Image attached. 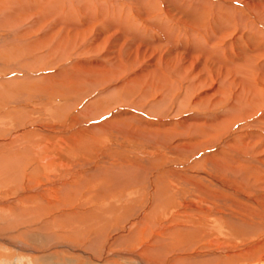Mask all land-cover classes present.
I'll return each mask as SVG.
<instances>
[{
    "label": "rangeland",
    "instance_id": "374dc122",
    "mask_svg": "<svg viewBox=\"0 0 264 264\" xmlns=\"http://www.w3.org/2000/svg\"><path fill=\"white\" fill-rule=\"evenodd\" d=\"M166 227L152 264H264V0H0V264H148Z\"/></svg>",
    "mask_w": 264,
    "mask_h": 264
},
{
    "label": "bare ground",
    "instance_id": "6f19581e",
    "mask_svg": "<svg viewBox=\"0 0 264 264\" xmlns=\"http://www.w3.org/2000/svg\"><path fill=\"white\" fill-rule=\"evenodd\" d=\"M15 5V4H14ZM7 12V11H6ZM132 15V14H131ZM166 16H168V15H166ZM165 17V16H164ZM164 17H162L163 19H164ZM169 17V16H168ZM171 17V16H170ZM66 18V17H65ZM63 19V18H62ZM125 21H127V20H125ZM210 22V21H209ZM126 23V22H125ZM132 24V23H131ZM186 24V23H185ZM126 25V24H125ZM129 25V24H128ZM211 25H213V24H211ZM124 26V25H123ZM167 26V25H166ZM218 26V25H217ZM134 27V26H133ZM132 27V28H133ZM178 27H180V26H178ZM178 27H176V28H178ZM188 27V26H187ZM199 27V26H198ZM208 29L210 30H208V29H206V30H196L197 31V35L200 37V38H202V37H207L208 36V32L210 33L211 32V34H210V37L208 36V39H209V41H206L207 43H211V42H216L217 40H218V38H217V35H221V32H220V30L221 29H219V30H216L215 28L214 29H212L211 30V28H210V25H208ZM129 29V28H128ZM137 28H135L134 30H136ZM218 29V28H217ZM44 30V29H43ZM140 30V29H139ZM139 30H137V31H139ZM167 30V29H166ZM184 31V30H183ZM187 32H184L183 34H184V36L186 37V38H190V36L188 35V33H193L194 32V29L192 30V27L190 28V26H189V28L186 30ZM128 32V31H127ZM141 32H144L143 30L141 31ZM180 33V32H179ZM141 34V33H140ZM172 34H175L174 32L172 33ZM143 35V34H142ZM165 35V34H164ZM191 35H194V34H191ZM183 36V35H182ZM197 36V37H198ZM196 37V36H195ZM196 37V38H197ZM214 37V38H213ZM122 38V37H121ZM195 39V38H194ZM194 39H192V40H194ZM220 39V38H219ZM135 40H137V39H135ZM134 40V41H135ZM198 42H200L199 40H198ZM70 43V42H69ZM58 45V44H57ZM194 45H197L196 44V42H195V44ZM210 45V44H209ZM211 45H212V43H211ZM211 45L209 46V47H211ZM83 46V45H82ZM198 46H201V45H197V47ZM62 47V46H61ZM203 47V48H202ZM201 48V52L203 53V54H211V52L213 51V49L212 48H208V45L205 47V45L204 46H202ZM57 48V47H56ZM83 48V47H82ZM245 48V47H244ZM52 49H54V48H52ZM197 49V48H196ZM81 50V49H80ZM215 50V49H214ZM79 52H82V50L81 51H79ZM85 52V51H84ZM83 52V53H84ZM99 53V52H98ZM125 53V52H124ZM139 53V52H138ZM137 53V54H138ZM213 53V52H212ZM86 54V53H85ZM84 54V55H85ZM128 53H125L124 54V57L127 55ZM129 54H130V56H129ZM127 56H128V58H127V61H124L123 62V60H122V58H120V57H123V55L122 54H120L118 57H116L117 59H116V61L115 62H113V60L111 59V58H109V61H108V63L109 64H113L112 66H113V69L114 68H117V69H114V70H117V71H119V70H121L123 67H125V62H129V60H131V58H129V57H131V53H129ZM137 54H136V57H137ZM79 55V54H78ZM78 55H76V56H78ZM219 55V52L218 53H216V55H215V57L217 58V56ZM103 57H105V59H106V56H103ZM115 57V56H114ZM205 57V56H204ZM39 58V57H38ZM133 58V57H132ZM219 58V57H218ZM78 59V58H77ZM206 59V58H205ZM74 60H75V58H74ZM112 60V61H111ZM122 60V61H121ZM217 60V59H216ZM133 61H135L134 59H133ZM53 62H54V60H53ZM79 63V62H78ZM100 64V63H99ZM55 65V64H54ZM78 65V64H77ZM80 65H78V67H79ZM82 66V65H81ZM100 66V65H99ZM61 67V66H60ZM66 67V66H65ZM83 68H86V67H84V66H82ZM182 67H184V66H182ZM62 68V67H61ZM89 68H91V67H88V69ZM97 68V67H96ZM81 69V68H80ZM87 69V70H88ZM125 69V68H124ZM170 69V68H169ZM172 69H174V68H172ZM176 69V68H175ZM182 68H180L179 70H181ZM252 69V68H251ZM239 70V69H238ZM84 71H86V69H84ZM95 71V70H94ZM100 71V70H99ZM176 71V70H175ZM78 72V71H77ZM88 72V71H87ZM115 72V71H114ZM170 72V71H169ZM172 72H174V70L172 71ZM177 72V71H176ZM81 73V72H80ZM86 73V72H85ZM84 73V74H85ZM168 73V72H167ZM62 74V73H61ZM160 74V73H159ZM163 75V74H162ZM161 75V76H162ZM58 76V75H57ZM189 76V75H188ZM236 76V75H235ZM247 76V75H246ZM53 78V77H52ZM231 79V78H230ZM43 81V80H42ZM114 81V80H113ZM110 83V82H109ZM226 83H228V81L226 82ZM189 85V84H188ZM252 87V86H251ZM250 87V88H251ZM249 88V89H250ZM104 90V89H103ZM254 90V89H253ZM83 93V92H82ZM220 93V92H219ZM240 98H242V97H240V95L238 96V99H240ZM236 99H237V97H236ZM202 100V99H201ZM249 100V99H248ZM247 100V101H248ZM210 104V103H209ZM232 108V110H233V107H231ZM37 112V111H36ZM232 117V116H231ZM233 118V117H232ZM227 120V119H226ZM208 125V124H207ZM3 127V126H2ZM92 127H94V126H92ZM217 127V131H220L221 129H222V127L220 128L219 127V125H217L216 126ZM219 128H220V130H219ZM198 130H200L199 128L197 129V131ZM205 132V131H204ZM215 132H216V130H215ZM252 133V132H251ZM207 134V133H206ZM208 134H210V132H208ZM199 136V135H198ZM151 137V136H150ZM238 141V140H237ZM7 142V141H6ZM243 145V144H242ZM244 148V147H243ZM246 148V147H245ZM38 149V148H37ZM238 150V149H237ZM244 150V149H243ZM240 156V155H239ZM244 157V156H243ZM237 158H238V155H237ZM241 157H239V159H240ZM241 160V159H240ZM211 161V160H210ZM229 161V160H228ZM245 161V160H244ZM250 161V160H249ZM232 162V161H231ZM249 163V162H248ZM256 163V162H255ZM212 165V164H211ZM141 167V166H140ZM119 168H121V167H119ZM119 168H117V169H119ZM126 169V168H125ZM216 169V168H215ZM111 171V175H109L108 173H109V171H108V173H106L105 175H108V176H106V179H107V181H109L110 183H116L118 180H120V179H118L120 176H121V178H123L122 176L124 175V172L123 173H120L119 172V170H115L114 168L112 169V170H110ZM124 171V170H123ZM127 171V170H126ZM132 172V171H131ZM131 172H129V170L127 171V173L128 174H130ZM126 174V173H125ZM141 175V174H140ZM139 176V174L137 173L136 175H135V172H134V174H133V172H132V175H129V178H128V180L130 179V178H132V181L133 180H135V179H133V178H136L137 179V177ZM223 176V175H222ZM112 179V180H111ZM118 179V180H117ZM142 179V178H141ZM111 180V181H110ZM87 181V180H86ZM90 182V181H89ZM194 185H196V184H194ZM76 187V186H75ZM198 187V186H197ZM69 189V188H68ZM199 190L201 191V189L199 188ZM205 191H208V190H204V192ZM71 192V191H70ZM79 192V191H78ZM194 192L196 193L197 191L196 190H194ZM203 192V193H204ZM207 193V192H206ZM209 193V192H208ZM208 193L207 194H205L206 196L208 195ZM194 196V195H193ZM128 199V198H127ZM51 200V199H50ZM200 201V200H199ZM165 203V202H164ZM108 204V203H107ZM55 205V204H54ZM113 205V204H112ZM103 206V205H102ZM110 206V205H109ZM116 206V205H115ZM191 206V205H190ZM103 207H105V206H103ZM113 207V206H112ZM62 208H64V207H62ZM116 208V207H115ZM159 208V207H158ZM157 208V209H158ZM66 209V208H65ZM108 209H113V208H108ZM117 209V208H116ZM116 209L115 210H113V212L114 213H116ZM197 209H199V208H197ZM80 211V210H79ZM111 211V210H110ZM158 211V210H157ZM71 212V211H70ZM108 212V211H107ZM152 212H153V210H152ZM38 213V212H37ZM154 213V212H153ZM102 213H100V215H101ZM163 214V213H162ZM93 215V214H92ZM89 217H90V215H88ZM94 216H96L97 217V215H94ZM115 216V215H114ZM122 216H123V214H122ZM151 216H154L153 214H151ZM91 218V217H90ZM145 218H146V216H145ZM57 219V218H56ZM93 220V219H92ZM96 220V219H95ZM108 222V221H107ZM145 222V221H144ZM144 222H142L141 221V224H143ZM59 225V224H58ZM59 226H61V225H59ZM71 226V225H70ZM112 226V225H111ZM146 227H147V225H145ZM137 227V226H136ZM138 227H139V231H142L141 229H140V224L138 225ZM171 227V226H170ZM169 227V228H170ZM51 228V227H50ZM131 228V227H130ZM141 228H143V227H141ZM166 228H168V227H166ZM162 229V231L159 233V234H156L155 236L153 235V238H152V241L150 242V244H149V246H153L154 247V250L153 251H146L145 253H144V255H143V257L146 259V261H147V263L148 264H152L153 263V259L151 258V257H153V255H155L156 253H160V252H163V250L165 249V243L167 244V242H164V245H161V244H159L158 243V241H156V240H154V238H158V237H161L162 235H163V233H165L166 235H168L169 236V238H170V240L171 239H173V237H172V235L173 236H175L176 238H177V236L176 235H180V234H183V232H184V230L183 229H181V228H177V227H174V228H172V229ZM149 229L151 230L152 229V226L151 227H149ZM23 231V230H22ZM62 231H64V230H62ZM102 232V231H101ZM95 233V232H94ZM98 233V232H97ZM141 233V232H140ZM140 233H138V232H135V233H133V235L131 236V234L129 235V238H128V240H121V241H114V244H115V242H116V244L119 246L120 244H123L124 246H129V248H133L136 244H138L139 243V245H140V242H142L145 238L144 237H142L141 235H140ZM241 233H243V234H245L244 232H242L241 231ZM96 234V233H95ZM94 234V235H95ZM102 234V233H101ZM140 235V237H139V235ZM97 235H99V234H97ZM97 235H96V237H97ZM131 236V237H130ZM150 236V235H149ZM182 236V235H181ZM180 239H181V237H179ZM95 239V238H94ZM117 240V239H116ZM119 240V239H118ZM91 242V241H90ZM177 242V241H176ZM179 244V246L178 247H176L175 249V251H177V252H179V251H181V250H184V249H186L187 251H191V247H189V246H185V244L184 245H182L181 246V244H183V243H181V242H179L178 243ZM90 245H92V243H90ZM95 245H97V244H95ZM112 245V244H111ZM174 245V244H173ZM89 247V246H88ZM123 247V246H122ZM117 248V247H116ZM121 248V247H120ZM253 248H256V246H253ZM102 249V248H101ZM104 249V248H103ZM92 250V249H91ZM93 250H95V249H93ZM253 250V249H252ZM139 251V250H138ZM206 251V250H205ZM126 252V251H125ZM129 252V251H128ZM127 252V253H128ZM202 252V251H201ZM95 253V252H94ZM121 253V252H120ZM140 253V252H139ZM143 253V252H142ZM219 253V252H218ZM119 254V253H118ZM117 254V255H118ZM211 254V253H210ZM161 255H162V253H161ZM133 256V255H132ZM166 256V255H165ZM189 256V255H188ZM198 256V255H197ZM207 256V255H206ZM205 256V257H206ZM213 256V255H212ZM225 256V255H224ZM191 257V256H190ZM234 257V256H233ZM259 257V256H258ZM261 257V256H260ZM263 257V256H262ZM98 258V257H97ZM134 258V257H133ZM155 258V257H154ZM231 258V257H230ZM264 258V257H263ZM108 259V258H107ZM156 259V258H155ZM160 259V258H159ZM204 259V258H203ZM203 259H201V260H203ZM233 259V258H232ZM138 260V259H137ZM231 260V259H230ZM160 261V260H159ZM162 261H163V258H162ZM161 261V262H162ZM204 261V260H203ZM250 261H252V259L250 260ZM261 261V260H260ZM202 262V261H201ZM51 263V262H50ZM159 263V262H158ZM262 263V262H261ZM10 264V263H9ZM160 264V263H159ZM186 264H189V263H187L186 262ZM199 264H200V262H199ZM222 264V263H221ZM224 264V263H223ZM249 264V263H248ZM255 264V263H254Z\"/></svg>",
    "mask_w": 264,
    "mask_h": 264
}]
</instances>
